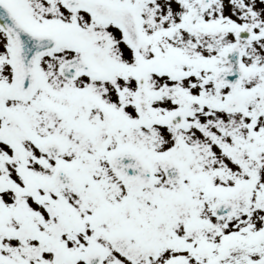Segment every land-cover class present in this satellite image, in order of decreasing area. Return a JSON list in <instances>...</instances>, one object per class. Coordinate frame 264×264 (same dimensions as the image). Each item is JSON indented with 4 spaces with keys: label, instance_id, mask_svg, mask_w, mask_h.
Listing matches in <instances>:
<instances>
[{
    "label": "snow or ice",
    "instance_id": "6c2138e0",
    "mask_svg": "<svg viewBox=\"0 0 264 264\" xmlns=\"http://www.w3.org/2000/svg\"><path fill=\"white\" fill-rule=\"evenodd\" d=\"M0 264H264V0H0Z\"/></svg>",
    "mask_w": 264,
    "mask_h": 264
}]
</instances>
